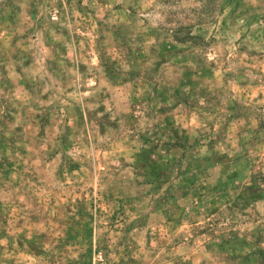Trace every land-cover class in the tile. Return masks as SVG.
<instances>
[{
    "label": "rangeland",
    "instance_id": "374dc122",
    "mask_svg": "<svg viewBox=\"0 0 264 264\" xmlns=\"http://www.w3.org/2000/svg\"><path fill=\"white\" fill-rule=\"evenodd\" d=\"M264 264V0H0V264Z\"/></svg>",
    "mask_w": 264,
    "mask_h": 264
},
{
    "label": "built area",
    "instance_id": "2783aa9c",
    "mask_svg": "<svg viewBox=\"0 0 264 264\" xmlns=\"http://www.w3.org/2000/svg\"><path fill=\"white\" fill-rule=\"evenodd\" d=\"M87 264H106L103 252L97 247H94Z\"/></svg>",
    "mask_w": 264,
    "mask_h": 264
}]
</instances>
